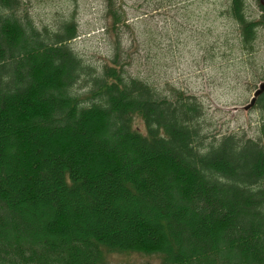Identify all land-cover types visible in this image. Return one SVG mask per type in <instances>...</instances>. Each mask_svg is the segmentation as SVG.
<instances>
[{"label": "trees", "instance_id": "1", "mask_svg": "<svg viewBox=\"0 0 264 264\" xmlns=\"http://www.w3.org/2000/svg\"><path fill=\"white\" fill-rule=\"evenodd\" d=\"M249 2L227 14L253 50ZM105 6L117 32L121 0ZM77 38L74 18L50 31L0 0V264H264V145L207 143L195 96L130 76L120 41L95 70Z\"/></svg>", "mask_w": 264, "mask_h": 264}, {"label": "rangeland", "instance_id": "2", "mask_svg": "<svg viewBox=\"0 0 264 264\" xmlns=\"http://www.w3.org/2000/svg\"><path fill=\"white\" fill-rule=\"evenodd\" d=\"M230 0H121L125 23L108 30L105 0H23L39 28L58 30L74 18L78 38L70 46L101 70L120 41L128 74L167 94L172 89L195 96L204 107L201 120L207 143L234 135L264 145V100L245 110L264 81V28L253 50L241 44L237 24L227 14ZM264 2V0H263ZM249 16L259 20V0ZM134 127L144 131L141 119ZM110 264H158L156 257L112 255Z\"/></svg>", "mask_w": 264, "mask_h": 264}, {"label": "water", "instance_id": "3", "mask_svg": "<svg viewBox=\"0 0 264 264\" xmlns=\"http://www.w3.org/2000/svg\"><path fill=\"white\" fill-rule=\"evenodd\" d=\"M262 5H264V2L262 1ZM264 94V81L262 83L259 84L257 90L254 92L253 97L250 101V104L247 105L244 109L245 110H250L251 108H253L256 105V102L258 100V98Z\"/></svg>", "mask_w": 264, "mask_h": 264}]
</instances>
